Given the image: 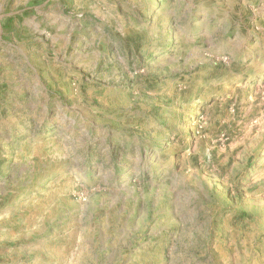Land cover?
Listing matches in <instances>:
<instances>
[{"label":"rangeland","instance_id":"obj_1","mask_svg":"<svg viewBox=\"0 0 264 264\" xmlns=\"http://www.w3.org/2000/svg\"><path fill=\"white\" fill-rule=\"evenodd\" d=\"M0 264H264V0H0Z\"/></svg>","mask_w":264,"mask_h":264}]
</instances>
